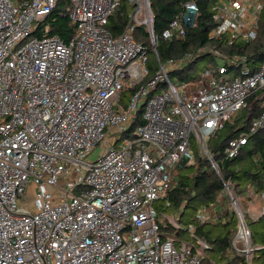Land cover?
<instances>
[{
    "label": "built area",
    "instance_id": "built-area-1",
    "mask_svg": "<svg viewBox=\"0 0 264 264\" xmlns=\"http://www.w3.org/2000/svg\"><path fill=\"white\" fill-rule=\"evenodd\" d=\"M57 1L0 0V264H202L209 246L195 236V225L158 214L155 204L173 187L180 162L193 161V146L219 174L206 142L241 111L256 112L249 134L264 129V62L251 70L235 55L174 84L167 73L191 55L161 64L157 44L185 40L199 15L195 1L156 33L150 0H69L72 37L65 42L47 28L35 36ZM124 1L127 24L113 37L106 27ZM263 12L264 0H216L209 37L251 42ZM137 27L158 69L124 107L120 93L148 75L149 52L134 39ZM140 105L142 124L131 135ZM246 144L245 134L230 140L224 160ZM99 147L104 152L90 160ZM223 185L224 198L195 221L215 224L233 215L230 253L251 264L261 248L252 243L245 201ZM244 198L259 199L264 217V191L249 189ZM165 221L171 235L161 229Z\"/></svg>",
    "mask_w": 264,
    "mask_h": 264
},
{
    "label": "trees",
    "instance_id": "trees-1",
    "mask_svg": "<svg viewBox=\"0 0 264 264\" xmlns=\"http://www.w3.org/2000/svg\"><path fill=\"white\" fill-rule=\"evenodd\" d=\"M189 1L196 2L199 15L196 24L187 29L185 40L160 39L157 44L156 52L161 64L169 60L178 61L186 54L191 55L189 63L167 73L172 83L195 80L209 65L216 66L220 60L235 55L246 58L251 64V70H255L260 63L264 62V12L259 20L255 40L251 42L234 40L229 43L227 36H221L218 39L209 37L213 27L212 7L216 0H150L155 32L160 33L165 29L168 23L180 13L183 4ZM69 8V0H58L49 15L37 25L35 36H40L43 29L47 28V35H56L67 42L74 33V26L67 17ZM129 9L130 7L124 1L109 18L106 28L113 37H117L127 24L126 15ZM134 39L148 48L146 32L142 27L136 28ZM216 53L221 54V57H217ZM198 66L203 67L202 71L198 70ZM147 67L148 75L142 83L120 93L119 103L124 107L138 88L150 80L158 69L153 53L148 56ZM229 72L231 76L237 75L236 70L232 68ZM152 94V92L149 93V96ZM142 108L143 105H140L136 119L130 125L128 133H132L142 124ZM248 114L247 109L241 111L232 123L227 124L206 142L207 152L216 162L219 174L213 170L207 157L195 149L193 151L194 163L178 168L174 176L173 187L163 199L157 202H160L161 208L169 212L168 215L158 214L166 217L173 216L184 227L195 225V236L209 246L206 253L207 258L202 264H241L242 260L230 253V241L236 230L235 217L228 214L222 222L198 224L195 216L200 210L214 205L218 198L224 195L223 183H226L238 198L244 196L249 189L256 195L264 191V129L255 134H249L248 126L256 112H252L250 116ZM243 122L244 125L241 127ZM244 134L247 137V144L239 155L232 160H224V150L228 142ZM246 223L252 234L253 245L261 248L252 254L251 264H264V217L251 219L246 216ZM161 229L169 235L173 233L172 227L166 221ZM178 235L185 237L183 232H179Z\"/></svg>",
    "mask_w": 264,
    "mask_h": 264
},
{
    "label": "rangeland",
    "instance_id": "rangeland-1",
    "mask_svg": "<svg viewBox=\"0 0 264 264\" xmlns=\"http://www.w3.org/2000/svg\"><path fill=\"white\" fill-rule=\"evenodd\" d=\"M147 45H148V52H149V54L151 55L152 53H151V45H150V43L148 42L147 43ZM205 66V65H204ZM202 69H203V67L202 66H198V70L199 71H202ZM122 100H124V101H126V99L125 98H122ZM134 132V131H133ZM133 132L132 133H130L131 135L133 134ZM106 147H108V145H106ZM103 147H99V148H96L89 156H88V158L90 159V160H94V159H96L97 157H98V155H100V151H101V149H102ZM193 149L195 150V147L193 146ZM101 152H104L103 150L101 151ZM194 162L192 161L191 163H189V164H186V163H184L183 165H179L177 168H176V171H175V175H176V172L178 171V168L180 169V168H182V167H184V166H186V165H191V164H193ZM34 194H35V188L33 187V186H30V189H29V191H28V202H31L32 201V199L34 198ZM222 198H224V195H222L221 196ZM244 203H247V201H245ZM26 205H23V206H21L22 208H24ZM244 209H245V211H246V216H248L249 218H255L256 216H254V214L256 213V211H258V209H257V204L255 203V202H250V203H247L246 204V206L245 207H243ZM155 209H156V211L158 212V213H165V215L167 214H169V212L167 211V210H165L164 208H161L160 207V202L159 203H156L155 204ZM173 217V216H172Z\"/></svg>",
    "mask_w": 264,
    "mask_h": 264
},
{
    "label": "crops",
    "instance_id": "crops-1",
    "mask_svg": "<svg viewBox=\"0 0 264 264\" xmlns=\"http://www.w3.org/2000/svg\"><path fill=\"white\" fill-rule=\"evenodd\" d=\"M221 198H222V197H219L218 199L220 200ZM241 199L244 200V201H247V203L255 202V203L257 204V209H258V207H259V202H260L259 199H256V200H250V199H248V200H247V199L244 198V196H242ZM225 202H226V201H225ZM247 203H243L244 207L246 206ZM216 210H218V208H216ZM254 216H256L255 218L260 217V216H258V211H256V213L254 214ZM222 221H223V220H222ZM222 221H219V222H222Z\"/></svg>",
    "mask_w": 264,
    "mask_h": 264
},
{
    "label": "water",
    "instance_id": "water-1",
    "mask_svg": "<svg viewBox=\"0 0 264 264\" xmlns=\"http://www.w3.org/2000/svg\"><path fill=\"white\" fill-rule=\"evenodd\" d=\"M184 163H186V161L183 160V161L180 162L179 165L181 166V165H183ZM180 166H179V167H180Z\"/></svg>",
    "mask_w": 264,
    "mask_h": 264
}]
</instances>
